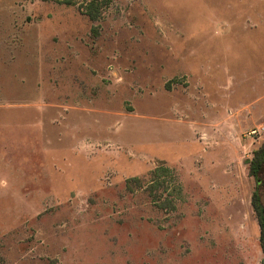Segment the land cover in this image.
<instances>
[{
    "label": "rangeland",
    "instance_id": "1",
    "mask_svg": "<svg viewBox=\"0 0 264 264\" xmlns=\"http://www.w3.org/2000/svg\"><path fill=\"white\" fill-rule=\"evenodd\" d=\"M261 145L264 0H0V264H262Z\"/></svg>",
    "mask_w": 264,
    "mask_h": 264
},
{
    "label": "trees",
    "instance_id": "2",
    "mask_svg": "<svg viewBox=\"0 0 264 264\" xmlns=\"http://www.w3.org/2000/svg\"><path fill=\"white\" fill-rule=\"evenodd\" d=\"M67 4H71L72 0H62ZM94 2L91 1L88 7L93 6ZM87 14L92 20L98 19L97 11H92V9L87 10ZM248 173L253 177L255 181V189L252 193L251 203L257 214L259 225H260V241L262 250L264 253V145L256 148L253 151V155L247 161ZM156 173H161L162 176L167 172V169L164 167H158L155 169ZM169 207L174 208V205L169 201L167 204ZM264 264V257L262 260Z\"/></svg>",
    "mask_w": 264,
    "mask_h": 264
},
{
    "label": "built area",
    "instance_id": "3",
    "mask_svg": "<svg viewBox=\"0 0 264 264\" xmlns=\"http://www.w3.org/2000/svg\"><path fill=\"white\" fill-rule=\"evenodd\" d=\"M252 133H256V130L255 131H252Z\"/></svg>",
    "mask_w": 264,
    "mask_h": 264
}]
</instances>
